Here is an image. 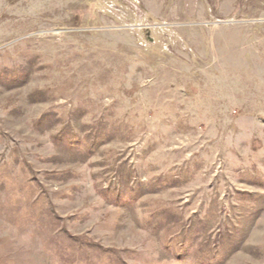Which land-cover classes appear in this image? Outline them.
I'll list each match as a JSON object with an SVG mask.
<instances>
[{
    "label": "rangeland",
    "instance_id": "374dc122",
    "mask_svg": "<svg viewBox=\"0 0 264 264\" xmlns=\"http://www.w3.org/2000/svg\"><path fill=\"white\" fill-rule=\"evenodd\" d=\"M0 264H264V0H0Z\"/></svg>",
    "mask_w": 264,
    "mask_h": 264
}]
</instances>
